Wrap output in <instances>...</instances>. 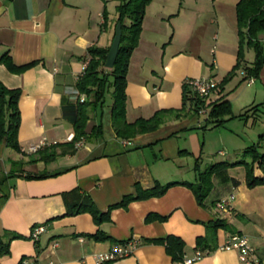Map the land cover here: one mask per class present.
<instances>
[{
    "label": "crops",
    "instance_id": "crops-1",
    "mask_svg": "<svg viewBox=\"0 0 264 264\" xmlns=\"http://www.w3.org/2000/svg\"><path fill=\"white\" fill-rule=\"evenodd\" d=\"M106 1L0 0V55L8 52L15 65H29L13 73L0 62L3 85L21 89L17 101L21 151L8 156V165L3 158L8 147L0 143V234L5 230L24 236L10 240L9 254L0 256V264H18L23 258L32 264H96L97 254L107 253L127 239L136 241L130 253L100 264H181L182 259L172 260L164 244L156 240L168 234L178 236L184 243L182 258L191 257L199 250L196 239L206 234L208 221L222 218L229 230L217 229L213 246L200 249L203 256L191 264H247L236 250L221 249L223 241L236 232L246 235L253 246L252 257L264 264V184L247 187L244 172L236 177L228 170L238 180L234 186L214 178L205 205L197 204L192 191L179 183L160 196L112 208L110 221L99 225L109 236L106 240L88 236L99 227L87 212L48 221L63 214L61 193L70 188L85 190L104 210L132 192L135 184L150 188L156 182L187 181L184 173L192 162L197 158L201 165L203 158L207 159L202 156L199 136L201 130L214 129L206 120L207 104L203 114L187 110L179 117L167 114L155 130L118 139L110 125L111 100L107 98L88 112L87 130L99 122L101 133L82 139L74 153L43 160L40 150L29 152L28 146L41 139L62 143L73 137L68 117L71 108L62 114V99L71 104L78 97L74 85L82 74L88 48L93 44L110 46L116 14L112 18L107 14L103 22ZM117 1H113L115 6ZM237 2L150 0L126 69L127 121L148 118L162 108H182L184 80L206 76L218 81L211 101L220 97L229 100L233 116L224 118L243 122L240 129L250 132L254 143V137L264 132L261 126L255 127L264 110V62L257 77L247 75L243 64L251 67L255 59V51L248 46L241 66L234 69L239 46ZM255 37L264 51V29ZM247 77L254 81L248 83ZM255 105L259 106L256 118L249 110ZM245 111L244 119L237 117ZM38 164L39 171L35 170ZM28 171H44L49 176L27 179L23 175ZM254 174L261 176L260 169L255 167ZM229 194L234 195L232 209L221 215L215 202ZM38 224H43L44 230L35 243L29 234Z\"/></svg>",
    "mask_w": 264,
    "mask_h": 264
},
{
    "label": "trees",
    "instance_id": "trees-1",
    "mask_svg": "<svg viewBox=\"0 0 264 264\" xmlns=\"http://www.w3.org/2000/svg\"><path fill=\"white\" fill-rule=\"evenodd\" d=\"M150 0H118L115 6L116 10V23H121V35L117 55L115 56L114 65L112 68L104 66L106 52L109 47H101L97 45H91L87 50L86 66L83 69L82 74L79 75L75 82V90L77 93L84 94V100H78L69 104V101L65 98L62 99L63 113L66 115L67 110L71 108L69 112V121L73 129V137L68 142H56L53 144L41 147L39 150V158L43 160L53 159L55 156L65 155L68 153H74L76 147L75 142L86 138L89 135H99L101 133L100 123H94L89 130H87V122L89 119V111L94 109L95 106L103 105L107 93L111 98V126L118 139H131L136 134H142L150 132L158 128L164 120V116L167 114L173 116H180L181 112L187 110L188 113L197 114V110L200 106H208V118L207 122H211V128L223 125L225 120L231 118L232 110L230 102L227 99L220 97L217 101L206 103L204 100L194 99L190 89L183 83V101L182 108L180 109H160L155 111L148 118H135L133 121H127L125 116L126 107V73L129 63V58L134 47L137 46L139 35L141 32V25L143 20V14L145 7L149 4ZM237 34L239 38L237 62L235 68L241 66L244 59V48L251 47L255 51V59L252 62V66H246L247 75L257 77L259 69L264 62V51H262L261 44L255 37L257 32L264 29V0H238L235 5ZM107 10L103 7L102 16L103 22L107 20ZM11 56L8 52L0 55V62L13 73H20L24 71L29 65L23 64V66H17L11 61ZM223 83L225 78L222 79ZM223 83H220L221 86ZM21 95L20 88H8L0 81V143L4 146L15 149L20 152V146L17 139V128L19 127V107L18 100ZM189 103V105H188ZM264 104V101L262 102ZM188 105L189 107L187 108ZM258 105L250 108L255 115ZM248 111V110H247ZM238 115L237 117L245 118L246 113ZM228 117V118H224ZM256 118V115L254 116ZM260 140L264 139V132L260 135ZM259 142L246 145L242 151V158L229 162L227 160H219L212 163H206L204 167H201L199 159H195L193 163V170L195 176L191 181H166L164 184L156 182L150 188H142L139 184L134 185V189L130 193H125L122 198L110 204L106 209L101 210L95 205L94 200L88 195L85 190L83 191L79 187L70 188L67 191H63L61 196L64 203V212L62 215H57L49 219L51 221L57 217L77 215L87 212L92 217V222L99 227L103 222L110 221V212L112 208L125 207L129 202L139 199H147L152 196H160L166 191V188L175 185L183 184L187 186L195 196L196 202L199 205H205V200L212 191L213 179L216 178L220 183L230 182L233 186L238 183L235 177L228 174V170L234 166L241 165L244 169L246 186L252 187L256 185L264 184V150L258 151ZM188 154L186 150H182ZM248 157V158H247ZM257 167L261 171V176L254 174V169ZM25 178L40 179L42 177L49 176L48 173L42 171L38 173H30L28 171L23 175ZM1 181V180H0ZM152 217V216H151ZM161 219V218H160ZM43 225V224H42ZM228 229L229 225L225 219H217L215 221H208L206 224V234L196 239V245L199 250L212 247L214 236L217 229ZM101 227L97 228L94 233L89 234L91 238L95 240H106L109 238ZM23 238L24 236L18 232L3 231L0 234V256L8 255L9 242L14 238ZM29 234V239H30ZM128 240V239H127ZM127 240L118 244H123ZM36 243V240H34ZM156 241L164 244L166 253L170 255L172 260L179 261L183 256V239L178 236L168 234L165 238L157 239Z\"/></svg>",
    "mask_w": 264,
    "mask_h": 264
},
{
    "label": "built area",
    "instance_id": "built-area-1",
    "mask_svg": "<svg viewBox=\"0 0 264 264\" xmlns=\"http://www.w3.org/2000/svg\"><path fill=\"white\" fill-rule=\"evenodd\" d=\"M102 18V17H101ZM86 66V61L83 63V69ZM247 82L251 83L254 81L253 77H247ZM188 89H190L192 95H194V99L197 100H204L206 102H209L208 100L210 99L211 101V96H213L214 92L216 91V88L218 86V81L214 80L211 77H206V76H200V77H188L187 79L184 80L183 82ZM79 99L78 100H84L83 98L85 97L84 94L79 93L78 94ZM205 112L204 105L200 106L197 110V114H203ZM72 138H68L70 141ZM83 138L81 140H78L75 142L74 146L77 148L82 145ZM67 140V141H68ZM46 142V139H41L38 144L36 145H31L28 146L29 152H36L38 149H40L42 146L45 147L47 145L53 144ZM234 199L233 194H229L226 197H222L220 200H217L215 203L217 210L220 212V214H228L232 207L231 201ZM44 230V225L38 224L34 225L31 227L30 231V237L33 238V240H37V237L39 234ZM30 238V239H31ZM82 240V239H80ZM136 244V241L133 239H128L125 243L123 244H116L111 248V250L107 253H102L100 252L95 256V263L100 264L102 261H108L112 260L114 258H119V257H124L128 253L131 252L132 247H134ZM221 249H226V250H236L238 252V257L240 260L244 263L247 264H259V261L255 258L252 257L253 254V246L251 243L248 242V238L246 235L241 234V233H234L230 236H228L222 243ZM203 256V253L201 250L195 251L194 255L191 257L187 258H182L181 264H191L196 259L199 260ZM18 264H32V262L29 259L23 258L21 259ZM53 264V263H50Z\"/></svg>",
    "mask_w": 264,
    "mask_h": 264
},
{
    "label": "rangeland",
    "instance_id": "rangeland-1",
    "mask_svg": "<svg viewBox=\"0 0 264 264\" xmlns=\"http://www.w3.org/2000/svg\"><path fill=\"white\" fill-rule=\"evenodd\" d=\"M114 0H108L107 3V14L113 17L114 13L116 14L115 10V2ZM157 2V0H155ZM196 0H187L188 3L195 2ZM107 16V15H106ZM109 93H107L106 98L111 100ZM209 103L214 102L208 100ZM216 101V100H215ZM259 120L255 123V127H262V131H264V110L260 114ZM243 125V122L239 120L232 119L231 121H226L223 125H219L214 129H204L199 131L200 141L203 142V157H207L205 160L201 162V166L204 167L206 163H212L219 160H227L229 162H233V160H238L242 158V151L246 147V145L252 144L250 141L251 133L248 132L246 129H240ZM253 138V137H252ZM246 141V142H244ZM263 140H260V137H254V143L259 142L258 151L264 150V145H262ZM219 150L223 152V154L219 153ZM17 154L14 149L7 148L6 153L4 154L3 158L6 164H9V157L11 155ZM35 154L31 155L34 157ZM27 157V156H26ZM248 158V157H247ZM33 162H36L34 160ZM19 162L17 165L19 167ZM38 164L37 171L41 169V166ZM193 163L188 167L187 172L184 173V177L187 180L193 179ZM15 166V167H16ZM231 175L236 177H241L244 169L241 165H237L233 167V169H229Z\"/></svg>",
    "mask_w": 264,
    "mask_h": 264
},
{
    "label": "water",
    "instance_id": "water-1",
    "mask_svg": "<svg viewBox=\"0 0 264 264\" xmlns=\"http://www.w3.org/2000/svg\"><path fill=\"white\" fill-rule=\"evenodd\" d=\"M121 23L120 21H118V23H116L115 29H114V35L112 38V41L109 43V49L106 52V58H105V62H104V66L108 67V68H112L114 65V61H115V56L117 55L118 52V47H119V41H120V35H121Z\"/></svg>",
    "mask_w": 264,
    "mask_h": 264
}]
</instances>
